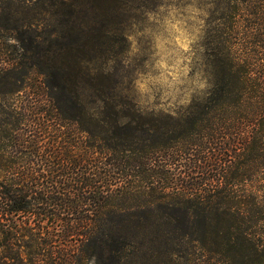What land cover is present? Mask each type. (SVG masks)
Returning a JSON list of instances; mask_svg holds the SVG:
<instances>
[{
  "label": "trees",
  "instance_id": "obj_1",
  "mask_svg": "<svg viewBox=\"0 0 264 264\" xmlns=\"http://www.w3.org/2000/svg\"><path fill=\"white\" fill-rule=\"evenodd\" d=\"M213 3L206 87L174 111L145 107L108 73L73 86L63 72L56 86L37 73L29 87L37 65L0 69L7 86L21 83L0 85L18 98L0 104V264H138L156 253L264 264V0ZM65 4L0 0V30L33 31L39 15L20 11Z\"/></svg>",
  "mask_w": 264,
  "mask_h": 264
},
{
  "label": "rangeland",
  "instance_id": "obj_2",
  "mask_svg": "<svg viewBox=\"0 0 264 264\" xmlns=\"http://www.w3.org/2000/svg\"><path fill=\"white\" fill-rule=\"evenodd\" d=\"M65 1L58 11L40 5L20 11L39 15L41 21L33 31L0 30V69L37 65L29 87L44 79L37 73L50 74L54 86L61 83L60 72L69 75L71 86L86 83L76 75L108 73L113 75L111 84L130 89L134 100L164 111L186 106L194 90L205 89L202 41L214 0H113L100 11L84 5L86 0ZM72 12L76 19L64 17ZM10 82L7 86L0 79L1 87L21 84ZM17 99L0 96V104L6 108ZM148 258L138 264H175L167 255ZM197 258L176 264H198Z\"/></svg>",
  "mask_w": 264,
  "mask_h": 264
}]
</instances>
